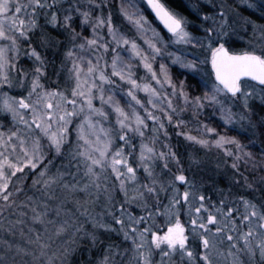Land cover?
<instances>
[{
	"label": "snow or ice",
	"instance_id": "1",
	"mask_svg": "<svg viewBox=\"0 0 264 264\" xmlns=\"http://www.w3.org/2000/svg\"><path fill=\"white\" fill-rule=\"evenodd\" d=\"M26 210L39 256L0 264L54 239L60 264H264V0H0V215Z\"/></svg>",
	"mask_w": 264,
	"mask_h": 264
},
{
	"label": "rangeland",
	"instance_id": "2",
	"mask_svg": "<svg viewBox=\"0 0 264 264\" xmlns=\"http://www.w3.org/2000/svg\"><path fill=\"white\" fill-rule=\"evenodd\" d=\"M117 4L119 3V0H116ZM251 11V10H249ZM246 15L248 14V12L245 13ZM151 19V16H150ZM159 28H161V26L159 25V23L157 22ZM130 27V26H129ZM162 29V28H161ZM131 34V33H130ZM235 47L237 49L244 47L243 43H237L235 45ZM140 75H143V72L140 73ZM203 91V89H201L200 91H198L196 94L199 95L200 92ZM143 95V94H141ZM97 106H99L98 102H97ZM212 108L209 107L207 109H205L204 114L200 117L201 120L209 122L212 124V126H215L216 123L212 122V121H208V116L212 113ZM191 117V112H185L182 115L183 119H189ZM216 122H219V115L217 114V118H216ZM189 128L192 130V134L195 135L196 134V130L195 127L190 124ZM221 131V133H225L227 132V135L229 136H237V138L241 139L243 143H247L248 141L243 139L244 134H245V129L239 128V126H237V128L233 131H228L227 129L221 127L219 129ZM239 133V135H238ZM247 134L249 136L252 135V131L251 130H247ZM259 137V130L256 131V137ZM174 140L176 141V143L174 142ZM171 143L173 145L176 144H183L186 147V151L190 152L193 149L188 148V143L187 141L184 140L183 137H177L175 135L172 136L171 139ZM197 148H199V146H196ZM184 148V147H183ZM188 148V149H187ZM251 151H253L254 153H256L257 155V159H259V153L257 152L256 149H250ZM185 153L186 152H182ZM200 155L203 156L204 155V151L201 150ZM216 150L213 149V151L211 153H209L208 156V161L210 163H212L214 165L215 160H216ZM229 165L231 163V160L228 161ZM28 211V216L24 217V223L23 224H17L16 221L17 219H19V214L16 212H13L12 215H9L8 212H4L2 215H0V250H3L5 248V242H7L8 244L13 245V250H15L16 246L22 247V248H26L28 250H35L36 251V255L39 256V250L36 248V246L34 244H30L29 243V237H35V234L37 231L40 232L41 236H44V229L43 226L40 225L39 223H33L31 217H32V213L30 210H26ZM164 219L163 217H159L156 220V225L159 226L160 230H162V220ZM186 217H182V221L186 220ZM9 221H11V225L9 224ZM166 225V223H165ZM11 227V231H9V228ZM167 227V226H166ZM30 229L32 231H30ZM166 231V228L164 230H162L161 232ZM61 240L60 239H54V241L52 242V247L50 250H48V256L52 257L55 261V264H60L59 261V256L58 253L56 256H53V253L57 252V247L58 245L61 244ZM25 260H30L31 256L28 257H24ZM17 260H20V257H17ZM230 260V258H229ZM44 264H47V259H44Z\"/></svg>",
	"mask_w": 264,
	"mask_h": 264
},
{
	"label": "trees",
	"instance_id": "3",
	"mask_svg": "<svg viewBox=\"0 0 264 264\" xmlns=\"http://www.w3.org/2000/svg\"><path fill=\"white\" fill-rule=\"evenodd\" d=\"M214 123H216V122H214ZM174 142L176 143V141L174 140ZM184 147V148H183ZM179 148H180V152L182 153V152H186V147L183 145V144H180L179 145ZM188 149V148H187ZM188 151V150H187ZM162 220V230H164L165 228H166V225H165V220L164 219H161ZM161 230V231H162Z\"/></svg>",
	"mask_w": 264,
	"mask_h": 264
},
{
	"label": "water",
	"instance_id": "4",
	"mask_svg": "<svg viewBox=\"0 0 264 264\" xmlns=\"http://www.w3.org/2000/svg\"><path fill=\"white\" fill-rule=\"evenodd\" d=\"M161 26V28L163 29V26L162 25H160ZM166 31V30H165Z\"/></svg>",
	"mask_w": 264,
	"mask_h": 264
}]
</instances>
